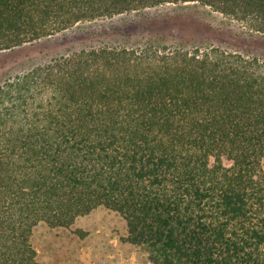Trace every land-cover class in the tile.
I'll return each mask as SVG.
<instances>
[{
    "label": "trees",
    "instance_id": "1",
    "mask_svg": "<svg viewBox=\"0 0 264 264\" xmlns=\"http://www.w3.org/2000/svg\"><path fill=\"white\" fill-rule=\"evenodd\" d=\"M181 4L244 33L168 45L140 23L0 80V264H42L38 226L98 209L152 264H264V0H0V53Z\"/></svg>",
    "mask_w": 264,
    "mask_h": 264
},
{
    "label": "rangeland",
    "instance_id": "2",
    "mask_svg": "<svg viewBox=\"0 0 264 264\" xmlns=\"http://www.w3.org/2000/svg\"><path fill=\"white\" fill-rule=\"evenodd\" d=\"M140 23L155 25L151 31L161 33L168 45H207L219 43V38L244 33L241 25L211 8L199 4L168 5L85 22L64 35L14 52L0 53V80L17 73L22 63L40 56V51H49L52 55L72 43L87 45L93 41L100 44L118 38L126 42V36H114L113 31H136ZM64 40H68L67 44L62 43ZM259 44L260 47L257 46L264 49V43ZM126 236V222L118 214L98 209L80 218L69 229L40 225L33 241L42 264H152L148 253L123 240Z\"/></svg>",
    "mask_w": 264,
    "mask_h": 264
}]
</instances>
